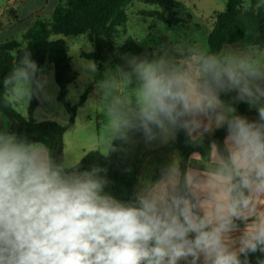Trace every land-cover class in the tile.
Instances as JSON below:
<instances>
[{
  "label": "clouds",
  "instance_id": "clouds-1",
  "mask_svg": "<svg viewBox=\"0 0 264 264\" xmlns=\"http://www.w3.org/2000/svg\"><path fill=\"white\" fill-rule=\"evenodd\" d=\"M119 60L102 72L93 60L79 62L93 92L77 119L99 109L100 156L122 151L135 134L145 144L167 143L183 131L200 143L224 129L223 144L212 143L202 170L172 163L123 200L108 191L106 167L82 168L83 157L64 151L57 157L4 119L0 264H251L257 253L256 264H264V45L211 51L180 39L162 52ZM83 90L69 86L65 100L77 103ZM58 92L21 44L0 77V116L36 99L54 109L48 119L66 125ZM229 93L257 118L237 114L221 98Z\"/></svg>",
  "mask_w": 264,
  "mask_h": 264
},
{
  "label": "trees",
  "instance_id": "trees-1",
  "mask_svg": "<svg viewBox=\"0 0 264 264\" xmlns=\"http://www.w3.org/2000/svg\"><path fill=\"white\" fill-rule=\"evenodd\" d=\"M148 4L159 5L169 10L179 4L172 0H145ZM252 7L244 8L245 0H227L223 11L215 13V21L208 36V50L216 51L226 43L243 46L254 42L264 45V4L255 9L253 6L259 0H249ZM132 0H67L54 11L51 20L38 19L34 25L23 33V40H10L0 43V77L6 75L12 65L14 54L21 44H28L38 64L42 67L52 64L55 81L59 87L57 96L69 114V124L76 119L78 109L86 102L92 86H87L77 103L65 100L68 86L73 83L78 73L72 67L70 49L65 37L87 35L93 51L81 54L82 57L93 60L102 71L108 60L112 64L121 63L119 56L124 53L140 55L153 52L152 48L145 47L132 37H127L124 43L117 47L116 39L119 27L126 24L128 16L126 7ZM158 19L172 25L179 22L176 12L169 16L158 11H150ZM234 96V95H233ZM232 96V97H233ZM232 97L222 98L232 102L237 114L246 116L250 120L257 118L255 109H249L243 102L236 103ZM40 103L33 99L28 107V117L17 111L4 109V115L14 123V132L27 136L29 139L42 141L55 153L62 156L63 137L67 126L55 121H36L34 111ZM226 131L217 129L204 134L200 143L193 142L183 131L176 134V144L179 154V166L187 170L190 166V156L197 152L207 161L211 145L215 141L222 145ZM142 138L135 134L133 138ZM127 145L123 150L113 153L108 159L103 158L96 151L85 154L81 160V167L99 164L106 167L107 177L110 180L108 191L115 197L123 200L131 198L135 191L137 179L136 165L127 159ZM259 253L249 256L251 264H256ZM264 258V257H261Z\"/></svg>",
  "mask_w": 264,
  "mask_h": 264
},
{
  "label": "rangeland",
  "instance_id": "rangeland-1",
  "mask_svg": "<svg viewBox=\"0 0 264 264\" xmlns=\"http://www.w3.org/2000/svg\"><path fill=\"white\" fill-rule=\"evenodd\" d=\"M172 1L179 4V6L174 7L169 12V10L164 9L159 5L148 4L145 0H132V2L126 7V13L128 16L127 22L125 25L119 27V34L116 39L117 47H120L127 37H132L143 46L150 47L153 51L155 50L158 52L166 50L171 46V44L180 39L186 40L208 50V36L215 21V13L224 10L227 0ZM6 2L7 0H0L1 11L5 7ZM263 4L264 0H259L253 7L257 9ZM250 7H252L251 2L249 0H245L244 8L249 9ZM23 9L24 8H22L20 12L17 10V8L11 9L8 7L5 16L0 18V43H5L10 39L16 40V38L19 37V34H17L18 36L8 38L16 31V29L12 28V26L17 24L20 20L19 18L16 23L15 15L18 16L20 14L23 16ZM150 11H158L165 14V16H169L172 12H176V17L179 18L180 21L175 22L172 25H168L166 22L158 19L156 16L149 15ZM65 40L70 49V56L72 58L71 64H73L75 70H77L80 74V78L70 86L79 91L85 84H92L83 80V69L79 62L86 63L87 60H89L82 57L81 54L83 52L88 53L93 51V46L87 35L69 36L68 38L65 37ZM111 62V60L107 61L109 64ZM54 84L56 85L55 81ZM83 91L79 93V96L83 93ZM233 95H235V93L222 94L221 98L232 97ZM58 102L61 103L60 101ZM64 110L66 112L65 107ZM15 111L19 112L23 116H28V109L26 110L23 106L17 107ZM50 112H54V109L50 108L47 104L42 105V115L45 114L47 116V114ZM37 117H40V115H37ZM4 119L7 120L10 130L14 131V123L10 121L4 114L3 116H0V127H2ZM98 119L99 118L97 116L92 118V123L90 126L91 130L89 131H91L93 134L99 128L100 123L98 122ZM194 167L196 166L193 163V168Z\"/></svg>",
  "mask_w": 264,
  "mask_h": 264
},
{
  "label": "crops",
  "instance_id": "crops-1",
  "mask_svg": "<svg viewBox=\"0 0 264 264\" xmlns=\"http://www.w3.org/2000/svg\"><path fill=\"white\" fill-rule=\"evenodd\" d=\"M66 2L67 0H7L5 7L2 9V11L0 10V18H3L5 16L8 7L11 9L17 8V10L20 12L21 9L24 8L22 10L24 14L23 16H21L20 14L18 16L15 15L16 23L19 20V18L20 20L17 24L12 26V28H15L16 31L12 36L8 38H11L13 36H18L17 34H19V37H17L19 39L17 38L16 39L17 41H22L23 33L27 31L29 28H31L38 19L50 20L52 18L55 9L60 4H65ZM43 68L45 69L46 74L50 75L52 80L55 81L53 65L47 64ZM73 69L75 70L74 67ZM75 71L78 73V77L76 79L78 80L80 78V74L77 70ZM76 80L73 83H75ZM73 83H71L70 85H72ZM56 86H58L57 83ZM87 86L90 85L85 84L83 86V89L85 90ZM91 86L92 89L90 94L93 92V84H91ZM41 107L42 105L39 104L36 110L34 111L33 114L34 119L36 121L50 120L47 118L45 114H44L45 116L41 114ZM80 108L77 111L76 119L73 124H69V114L66 111L68 115V121L67 124L65 125L67 126V130L63 137L62 154L64 151L65 153H68L74 158L84 157L86 153L97 150V144L95 142L94 134L91 133V131H89L91 130L90 126L92 123L91 115H85L83 119H77V116L80 115L79 112ZM38 109L40 110L38 111ZM37 115H40V117H37ZM96 116L99 118L98 122L100 123L101 117L99 114V109L96 110ZM25 117L28 116L25 115ZM50 121H54V120H50ZM213 154H214V150H213ZM127 159L136 165V169H137V179L135 183V191H136L144 181L155 182L156 180H158L160 178L161 170L163 168L167 167L172 163H176L177 165H179L180 158L177 150L176 138L174 140H170L167 143H163L157 140L150 144H145L143 137L133 138L132 141L127 145ZM193 163L196 166L194 168H193ZM206 164L207 161L203 160V158L199 153L194 152L191 154L189 168L202 170L206 166Z\"/></svg>",
  "mask_w": 264,
  "mask_h": 264
}]
</instances>
